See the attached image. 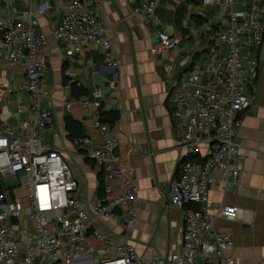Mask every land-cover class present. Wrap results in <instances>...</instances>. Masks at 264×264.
I'll return each instance as SVG.
<instances>
[{
	"label": "built area",
	"instance_id": "2783aa9c",
	"mask_svg": "<svg viewBox=\"0 0 264 264\" xmlns=\"http://www.w3.org/2000/svg\"><path fill=\"white\" fill-rule=\"evenodd\" d=\"M162 1L137 0V11L146 23L155 22ZM216 1L226 23L210 35L216 49L208 67L204 73L180 74L173 88L172 112L181 135L183 159L169 182L168 204L179 210L183 223L180 249L168 257L149 259L138 256L132 244L114 242L97 229L76 197L78 184L68 164L43 139L52 124L50 110L39 106L49 97V38L38 30L37 18L51 6L39 1L4 14L0 4V56L23 76L32 116L0 127V264H234L225 254L231 238L217 231L215 220H235L237 208L218 205L215 214L208 211L210 174L220 172L221 178L215 182L218 186L238 175L233 164L238 157L235 138L243 115L255 100L259 62L253 52L264 42V0ZM94 3L64 0L65 11L61 23L52 30V38L74 54L89 44L98 46L107 53V65L115 67L114 48ZM181 43L179 33L158 30L149 51L152 56L161 55ZM92 96L93 102L80 103L85 109L90 105L96 108L93 125L102 143L95 148L89 137H73V144L81 151L77 156L93 161L103 176L102 196H93L88 205L95 218H106L127 230L137 218V187L131 172L119 162L118 139L100 116L101 94L95 91ZM65 107L70 110L71 104ZM9 178L14 183L6 187ZM14 187L21 188L24 195L11 198ZM26 220L32 223L31 228ZM91 235L102 245L99 258L88 247Z\"/></svg>",
	"mask_w": 264,
	"mask_h": 264
},
{
	"label": "crops",
	"instance_id": "0c3cea01",
	"mask_svg": "<svg viewBox=\"0 0 264 264\" xmlns=\"http://www.w3.org/2000/svg\"><path fill=\"white\" fill-rule=\"evenodd\" d=\"M39 1L51 6L37 18L38 30L49 38V97L39 106L50 110L52 124L44 141L62 154L78 184L76 197L100 232L114 242L132 244L142 258L168 257L180 249L183 230L179 210L168 204V185L183 159L181 135L172 112L173 88L180 74L204 73L208 67L216 49L210 35L224 28V11L216 0H165L157 7L155 22L148 24L137 11V0H94L93 7L114 48L117 66L110 67L102 48L89 44L74 54L52 38V30L61 23L65 11L64 0H2L1 11L11 14ZM158 30L179 33L181 45L152 56L149 49ZM253 55L259 62L258 77L254 103L243 115L235 138L238 157L233 164L238 175L218 186L215 182L221 178L220 172L210 174L208 211L215 214L218 205L237 208L235 220H215L217 231L231 238L232 245L225 254L234 264H264V42ZM95 91L101 94L102 119L119 141V162L131 172L137 187V218L127 230L106 218H95L88 202L102 195L103 176L93 161L77 156L81 151L73 144V137L80 135L89 137L95 148L102 143L93 125L96 108L90 105L85 109L80 103L93 102ZM67 103L70 110L65 107ZM29 105L23 76L0 56V127L31 119ZM112 113L117 114L113 124L108 121ZM201 149L204 151L205 146ZM23 195L21 188L14 187L10 197ZM26 224L32 227L30 221ZM87 243L93 256L99 258L101 243L92 235Z\"/></svg>",
	"mask_w": 264,
	"mask_h": 264
},
{
	"label": "trees",
	"instance_id": "16d2710c",
	"mask_svg": "<svg viewBox=\"0 0 264 264\" xmlns=\"http://www.w3.org/2000/svg\"><path fill=\"white\" fill-rule=\"evenodd\" d=\"M103 116L104 117V114L102 113V112H100V116ZM101 116V117H102ZM117 116V114H110V116H109V119H108V121L111 123V124H113L114 123V121L116 120V117ZM105 119V118H104ZM105 121H107L106 119H105ZM67 126L70 128V126H71V123H69L68 121H67ZM100 186L102 187V184H101V182H100ZM100 186H99V188H100ZM101 189V188H100ZM100 196H102V195H100Z\"/></svg>",
	"mask_w": 264,
	"mask_h": 264
},
{
	"label": "rangeland",
	"instance_id": "374dc122",
	"mask_svg": "<svg viewBox=\"0 0 264 264\" xmlns=\"http://www.w3.org/2000/svg\"><path fill=\"white\" fill-rule=\"evenodd\" d=\"M13 181H14V180H13L12 178H9L8 180H6V182H5L6 187H8V186H10L11 184H13V183H14Z\"/></svg>",
	"mask_w": 264,
	"mask_h": 264
}]
</instances>
